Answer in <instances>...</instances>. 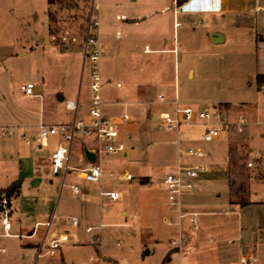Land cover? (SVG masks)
<instances>
[{
	"label": "rangeland",
	"instance_id": "obj_1",
	"mask_svg": "<svg viewBox=\"0 0 264 264\" xmlns=\"http://www.w3.org/2000/svg\"><path fill=\"white\" fill-rule=\"evenodd\" d=\"M128 5L101 7L97 0H53L50 4L48 0H0V127L15 122L14 115L22 108L33 111H29L28 121L24 122L30 130L29 143L19 138V131L15 136L17 146H25L23 150L28 152L21 157L22 162L16 150L12 157L4 154L10 150L5 149L10 140L0 129V174L4 168L19 170L21 163L27 174L32 168V156H45L49 152L46 148L40 149L31 134L37 130L40 134L36 128V111L41 112L42 103L49 96L65 94L66 99L74 96L79 98L80 108L89 112L93 95L91 62L84 59L83 45L90 20L98 21V27L92 30L97 32L102 54L103 100L130 93L127 106H102L107 113L116 112L121 117L127 113L130 116L124 124L118 125L127 155L102 156L101 165L106 173L102 183L89 182L79 177L76 171L67 174V185L63 186V170L51 177H26L24 196L42 198L38 205L44 207L45 212L39 220L47 222L52 219V225L47 229L45 225H35L34 220L22 218L23 232L26 227L36 229L35 236L27 239L17 231V222L10 231H5L0 222V264L197 262V252L178 243L180 225L164 222V218L170 215L163 206L167 190L154 181V177L174 168L179 158L186 160L183 152L177 153L178 147L184 151L190 145H202L215 149L216 153L226 152L234 172L232 199L243 203L254 197L251 194L254 185L250 180L251 170L255 172L257 162L262 161L256 158L259 146L253 136L250 139V133L254 130L257 134L264 125L261 122L257 125L261 111L251 110L246 114L241 108L242 102L252 106L264 105V91H258L257 81L251 80L248 74L250 71L256 77L254 27L247 29L242 17L234 13L183 11L178 17L182 26L176 29L173 22H168L162 26L167 41L156 40L144 32L152 27L128 24L116 17L117 10H126ZM214 30L224 37L219 43L211 37ZM137 32L141 34L136 35ZM175 37L180 47L177 54L145 52L147 46L152 49L173 47ZM20 51L28 53L20 55ZM28 81L36 84V90L42 88L43 95L26 96L20 86ZM118 81L122 87H116ZM146 86L151 87L154 101L143 104L139 102V94L148 90ZM158 92L164 94V101L158 99ZM168 99H177L180 106L220 107L226 113L224 122L228 124L222 130L220 140L204 141L203 123L170 130L160 117V112L169 107ZM149 112L155 119L147 116ZM241 117L248 124L240 132L237 122ZM93 141L90 136H78L74 140L73 164L81 156L83 162L80 166H84L86 158L82 143L92 146ZM202 160L212 161L208 157ZM110 171L117 174L128 172L133 178L109 176ZM72 183L87 193L75 194L70 186ZM101 188L124 191V197L118 200L102 197ZM18 198H14V202L17 203ZM212 203L208 209L213 211L208 216L210 222L212 220L209 224L222 239L234 236L223 234L227 224L235 221L233 225L237 229L241 218L248 223L264 220V205L241 209V205L235 204L233 206L240 211L235 214L228 201L217 199ZM86 208L89 210L87 216L84 213ZM72 217L77 218L76 225H73ZM169 219L189 224L191 233L198 231L191 226L189 216ZM88 226L92 227L90 231H87ZM53 229L60 233L68 231L73 239L53 253H47L46 248L40 250L39 246L27 245L29 241L42 244L44 239L49 240ZM246 236L252 237L245 227L240 239L245 241ZM249 248L254 249L255 264H264V245Z\"/></svg>",
	"mask_w": 264,
	"mask_h": 264
},
{
	"label": "crops",
	"instance_id": "obj_2",
	"mask_svg": "<svg viewBox=\"0 0 264 264\" xmlns=\"http://www.w3.org/2000/svg\"><path fill=\"white\" fill-rule=\"evenodd\" d=\"M97 1L101 7L104 5H111L109 7H114L118 5V7H120L123 6L124 4L127 5L129 4L127 7L128 9L122 11L117 10L116 17L126 20L125 22H127L128 24H132V25L135 24L138 26L145 24L146 26L152 27L151 30L148 32L146 29H144L145 34L152 38L155 37L156 40H165V41L167 40L163 36L165 32L164 30H162V26H165L168 22L169 23L173 22L174 27L176 29L177 27L178 28L181 27L182 24L179 21L178 17L183 11L189 13H200V12L234 13L235 15L242 17V23H244L247 29H249L251 26L254 27L255 41H256V75L258 73L264 72V0H220L218 9L214 11L207 10L213 7L214 0H187L183 4H179L177 0H97ZM213 32L216 31L214 30ZM213 32H211V34ZM140 34L138 32L136 33V35H140ZM179 49L180 47L177 42V37H175V45L173 47L165 46L163 48L152 49L149 46H147L145 48V52L151 53L156 51L158 53L177 54L179 52ZM27 53L28 52L26 51H20L19 54L25 55ZM190 71L193 72V70ZM248 74L251 80H256L255 75L252 74L250 71L248 72ZM28 82H32V81H28ZM117 83H121V82L118 81ZM117 83H116V87H122V83L121 86H118ZM146 87H149L148 90H146L145 92H140L139 94V102L143 104L154 101V93L151 91V87L150 86H146ZM36 91L37 93L40 94L39 96L43 95L42 88L39 87L38 90ZM258 91L260 92L264 91V86H262L261 88L258 87ZM159 93L161 92H158V94ZM25 95L28 97H33L27 94ZM61 96L63 97L62 98L57 97V95L53 97L49 96L46 101L44 100L43 102L44 104L42 103L43 107L41 112L36 111V115H37L36 128L39 129L41 123H45L49 125L60 124V123L72 121L75 118V116L78 117L88 116V111L80 108L81 105L79 98L75 99L74 96H71L70 98L66 99L65 94ZM129 99H130V93L124 92L122 97L120 98L103 100L104 102L103 105L127 106L130 103ZM67 100H75L78 102L79 107L77 113L67 108ZM174 102L175 100L168 99L167 104L169 105V107L166 110H173ZM241 108H242V112L246 114L249 113L251 110L261 111L260 117L257 120V125H259V122H261L262 125H264V105L261 106L259 104H256L255 106H252L249 105L248 102H242ZM29 111L33 112L28 108L20 109L19 113L14 115L16 117L15 122L7 124V126L0 127L1 132L3 128L14 130V133L5 135V136H9V140H10L8 147L5 149L9 148L10 150L9 152H4V154L12 157L13 155L12 152L16 150V152H18V154L20 155L21 162H22L21 157L28 155V152L26 153L27 149L23 150L25 146L21 147L22 148L21 151L19 150L20 146L19 147L17 146V141L15 136L19 131V138L22 141L26 140V143H29L27 137L30 135V130L28 129L29 127L24 124L25 121H28V118L30 116ZM104 112L108 115L119 116L116 112L115 113L114 112L107 113L106 111ZM147 116L155 119V117L152 115L151 112L147 113ZM257 131H259L257 132V134H254V130L251 131L250 133V139L254 137L257 140V144L259 146V148H256V156H257L256 158L262 161V162H257L258 166L255 172L251 170L250 180H252V184H254L251 190V194L254 197L251 198L248 202H245L246 204L244 202L243 203L236 202L232 199L231 183L234 173L232 161L229 159L226 152L223 153L221 151L216 153L217 151H215V149L209 148L211 154L208 158H210L212 161H208V162L213 164V170L202 177L198 191L186 197L185 205L182 208V212L195 211L198 213V215L196 216L199 224L198 228H196L189 219L191 226L193 225L194 228L198 231L191 233L189 230V224L183 223L181 222V220H178L176 222L173 221L171 223V224H178L177 222L180 221V223L178 224L180 225L179 228L180 244L183 247L189 246L192 250L197 252V258L199 260L196 263L198 264H228L233 261H237L234 259L239 258L240 260L241 257L247 251L254 252V249L249 247L256 248V246H258L259 244L264 245V220L255 223L252 222L248 223L243 221V218H241L242 220L239 219V228L237 229L233 225L235 224V221L232 224H227V226L224 227L225 230L223 234L226 235L233 234L234 236H227L226 238L222 239L220 238L219 234L214 231L212 224H209L212 222V220L210 222V220L208 219V216L211 213H213V211H209L208 209L212 207L213 205L212 202L217 199L230 202L232 206L231 210L235 214L240 213L239 210H236L237 209L236 206H233L235 204L239 206L241 205V209L245 207L246 208L250 207L252 205H261V206L264 205V161H263L264 128H259V130ZM31 134L34 137L35 141L39 144L40 149L43 148L48 149L49 152L47 153V155L45 156L33 155L32 168L28 171L29 173L27 172V174L23 170L24 166L22 163L19 170L15 169L14 171L13 169L4 168L2 169V172L0 174V189L8 187L14 181L17 180L20 181V187L12 196H10L11 198L10 214H11V220L12 219L14 220L12 221L13 224L11 230H13L14 228V222H17L18 225L17 231H20V234L22 236L25 235L27 239H32L35 236L36 229L34 228L33 230H29V228L26 227L24 229L25 232H23L22 218H25L29 221L34 220L35 225L38 224L39 226L40 225L47 226V225L45 221L39 220V218L42 217V213L45 212L44 207L42 209L38 205V203L41 202L42 198L37 196L34 199L32 195L28 196L27 198L24 196L26 177H29L30 175L32 178H39V177L43 178V177L53 176L51 170V153L61 141V137L57 135L50 136L46 141H42L38 130L36 133L31 132ZM79 137L82 138L83 136H79ZM92 144L93 145L90 146L89 144H87V142L82 143V149L84 150V154L86 149H89L90 151L95 153V149L98 146V142L96 141V139H94ZM78 153L79 151H76V154ZM142 153L144 154V151H142ZM72 155H71V163H72ZM103 155L104 154L100 156L97 155L96 159L92 161L89 160L85 154L86 161L83 167L80 166V163L83 162V159L81 158V156H78L76 164L72 163V165L81 168H86V167H91L95 163L101 164ZM251 165H253V163H251ZM72 171H76L78 176L83 178L81 172H78L77 170H72ZM110 172L108 173L109 176H110ZM66 176L64 174L63 181L64 179H66ZM86 193L87 190H84V192L82 190L81 194L79 195H83ZM16 197L17 198L19 197L18 198L19 201L17 203L14 202V198ZM21 199H24L23 202L20 201ZM25 200L27 201L26 203ZM33 202H35L34 205L32 204ZM88 212L89 210L88 208H86L84 211L86 216L88 215ZM169 212H170L169 213L170 218L175 216L179 217L178 210H173ZM124 213L126 214L127 211H124ZM169 217L166 216L165 218H169ZM184 217H188V216H184ZM49 221H51V225H52V219ZM42 222L44 223L41 224ZM51 225L47 226V229H49ZM233 227L235 230H232ZM245 227L246 229H249L252 237L246 236L247 239L243 241L240 238H241V233L243 232V229ZM3 228L5 230L4 225ZM12 234L19 235V233H12ZM58 234H60V231L53 229L52 231H50V238ZM250 238H252V240ZM239 239L241 240L240 242ZM252 243H254L255 245ZM27 245L39 246L40 248L41 243L40 241H29L27 242Z\"/></svg>",
	"mask_w": 264,
	"mask_h": 264
},
{
	"label": "built area",
	"instance_id": "obj_3",
	"mask_svg": "<svg viewBox=\"0 0 264 264\" xmlns=\"http://www.w3.org/2000/svg\"><path fill=\"white\" fill-rule=\"evenodd\" d=\"M98 27L97 20H90L87 34L84 40L83 50L84 59H89L91 62V90H92V105L89 109L87 117H78L72 121L60 124H45L41 123L39 126L40 137L42 141H46L50 136H60L61 141L58 146L51 153V170L52 174H59L61 170L64 171L65 176L72 170L81 172L83 178L89 182L102 183L103 177L106 175L101 164L95 163L91 167L81 168L72 165V145L78 136H90L96 139L98 146L95 149L97 155H119L124 153L127 155L126 144L120 139V131L118 125L124 124L130 119L126 113L122 117L108 115L103 110V95H102V74H101V48L98 43V35L92 28ZM121 86V83H117ZM21 90L29 95H40L36 91V84L34 82H26L21 84ZM164 94L159 93L158 99L164 101ZM173 110H164L160 112V117L165 121L170 130L178 129L182 125H193L203 123L205 126L203 138L206 142L218 141L221 138V132L228 127L224 122L225 113L218 107L209 106H180L178 100H175ZM78 102L75 100H67V108L78 111ZM248 124L244 117H241L237 122V128L241 132ZM4 135L14 133L13 129L3 128ZM184 153L186 160L179 158L177 165L168 172L154 177L161 186L167 190V200L163 205L168 211L178 210L179 218L189 216L191 222L196 228L199 227L196 216L197 212H182L187 196L194 194L200 187L202 177L213 170V164L202 160L210 156L211 151L202 145H190L184 151L177 148V153ZM251 164V163H250ZM110 176H116L122 179H132L133 176L128 172L117 174L110 172ZM66 179L63 185H66ZM74 193L79 195L82 192L78 184H70ZM102 197H108L110 200H118L124 197V191L117 189H100ZM11 198L7 193H4L0 198V222L4 225L6 231L12 228V220L10 214ZM166 224H171L169 218H165ZM73 225L78 223L76 217H72ZM178 224L180 223L177 222ZM47 226L51 225V221L46 222ZM92 227L88 226L87 231ZM72 240L71 234L66 231L51 237L49 240L44 239L40 250L46 248L47 253L61 247L65 242ZM177 242V241H173ZM180 243V240L179 242ZM256 255L253 251H247L240 260L233 261L229 264H255ZM181 264H198L196 262H182Z\"/></svg>",
	"mask_w": 264,
	"mask_h": 264
},
{
	"label": "trees",
	"instance_id": "obj_4",
	"mask_svg": "<svg viewBox=\"0 0 264 264\" xmlns=\"http://www.w3.org/2000/svg\"><path fill=\"white\" fill-rule=\"evenodd\" d=\"M52 1L53 0H49L50 3H52ZM177 1L179 4H183L187 0H177ZM256 81H257L259 88L264 86V72L258 73L256 75ZM19 187H20V181L17 180V181H14L12 184H10L8 187L0 189V198L4 193H7L9 196H12L18 190Z\"/></svg>",
	"mask_w": 264,
	"mask_h": 264
},
{
	"label": "water",
	"instance_id": "obj_5",
	"mask_svg": "<svg viewBox=\"0 0 264 264\" xmlns=\"http://www.w3.org/2000/svg\"><path fill=\"white\" fill-rule=\"evenodd\" d=\"M211 37H212L213 41L216 43H219L224 39L223 35L218 33V32H213L211 34ZM60 97L62 98L63 96H60ZM85 154L89 160L94 161L96 159V154L93 153L92 151H90L89 149L85 150Z\"/></svg>",
	"mask_w": 264,
	"mask_h": 264
},
{
	"label": "clouds",
	"instance_id": "obj_6",
	"mask_svg": "<svg viewBox=\"0 0 264 264\" xmlns=\"http://www.w3.org/2000/svg\"><path fill=\"white\" fill-rule=\"evenodd\" d=\"M220 0H214V4L212 8L207 9L208 11H214L217 10L219 7Z\"/></svg>",
	"mask_w": 264,
	"mask_h": 264
}]
</instances>
